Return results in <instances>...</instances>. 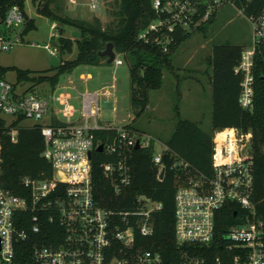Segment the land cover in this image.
Listing matches in <instances>:
<instances>
[{"label": "built area", "instance_id": "obj_1", "mask_svg": "<svg viewBox=\"0 0 264 264\" xmlns=\"http://www.w3.org/2000/svg\"><path fill=\"white\" fill-rule=\"evenodd\" d=\"M235 2L154 0L156 17L140 31L139 37L168 49V42L178 28L191 29L222 6H236ZM92 7L100 9L97 0H93ZM247 17L252 23L253 38L243 47L234 71L242 75L239 102L251 109L254 57L258 44L264 43V7L259 14ZM27 23L28 16L19 4L7 9L0 22V51L23 43ZM52 27L55 30L52 38H57V23L53 22ZM51 51L55 53L56 49ZM114 61L123 62L117 54ZM23 82H12L0 75V112L13 116L6 123L13 141L18 136V125H13V121L35 120L45 138L43 156L51 163L53 174L44 179L24 177V186L29 189L26 195L13 192L0 180V264H264V220L258 216L253 200L251 130L231 126L216 131L211 175L195 173L177 188L175 234L181 249L173 263L155 248H142L143 240L136 248V229L145 237L154 233V213L162 208L161 201L138 194L132 208H109L97 199L93 185L95 151L108 156L100 163L103 174L115 193L121 194L133 180L131 156L137 142L138 148L147 147L155 138L142 139L126 125L102 122L100 95H110L109 89L82 92L81 112L73 118L77 108L69 91L55 94L51 86L46 91L23 86ZM100 144L102 150H98ZM1 148L0 143V152ZM166 149L165 144L162 151L155 148L153 154V161L159 165L158 178L161 169H165L162 155ZM183 164L189 166L188 162ZM225 207L234 210L238 221L229 226L221 242L224 255H217L211 262L197 247L213 242L217 215ZM48 219L62 226L65 235L56 245L35 244L29 249V256L23 258L28 253L29 241L41 232L43 222ZM28 220L31 227L20 228ZM185 244L188 247H183Z\"/></svg>", "mask_w": 264, "mask_h": 264}, {"label": "trees", "instance_id": "obj_2", "mask_svg": "<svg viewBox=\"0 0 264 264\" xmlns=\"http://www.w3.org/2000/svg\"><path fill=\"white\" fill-rule=\"evenodd\" d=\"M47 0L38 9L61 22L70 23L80 30L76 38L78 52L73 59H62L61 63L51 69L35 74L29 69L17 68L18 80H37L49 82L55 88L64 73L71 72L77 65L83 63L98 64L106 57L99 51L106 48L112 41L116 52L122 53L130 66V101L135 119L140 117L150 103V91L160 88L163 84V68L173 70V53L192 33L194 29L206 32L207 23L215 14L197 26L178 28L168 49L155 41L146 42L139 33L155 17L154 0H120L118 20L115 25L104 28L101 22H83L56 14ZM236 7L246 16L259 14L264 7V0H235ZM19 4L28 16L24 32L32 29L35 24L26 12V0H0V22L5 18L7 9ZM59 36L53 38L61 52L71 50L72 39L63 35L59 24ZM245 45L236 43H216L207 61L211 66L209 74L212 86L213 112L212 127L208 131L202 126L201 120H191L180 116L176 107L177 122L171 136L167 139V149L163 151L162 161L165 174L158 178L159 165L153 161L155 143L151 141L147 147L136 148L132 152L133 180L123 193L116 194L110 181L105 177L100 163L108 158L103 152L93 154V185L97 199L109 208H132L138 194H146L162 202V208L154 213V233L141 236L136 229V248L141 240L142 248L151 247L162 252L164 257L175 263L180 254L175 234V201L177 188L186 183L195 173L211 175L214 151V133L225 127L236 126L243 131L251 130L252 152L254 155V185L253 200L257 214L264 220V43L257 46L254 57V103L251 109L244 108L239 102L242 75L234 71L239 62ZM10 67H0L3 75ZM22 119L13 121L18 125ZM7 119L0 112V143H1V183L15 193L26 195L29 189L24 186L23 179L31 176L44 179L53 174L51 163L43 156L45 138L40 126H18L17 140L13 141L6 127ZM126 126L136 131L132 123ZM104 134V132H101ZM188 162L189 166H184ZM238 221L234 210L221 209L217 215L216 233L213 242L208 246L197 247L212 262L217 255H224L222 240L229 226ZM20 228L31 227V220L21 223ZM65 235L62 226L49 219L45 220L42 230L33 235L28 243L29 249L35 244L56 245ZM190 246V245H189ZM183 247H188L187 244Z\"/></svg>", "mask_w": 264, "mask_h": 264}, {"label": "rangeland", "instance_id": "obj_3", "mask_svg": "<svg viewBox=\"0 0 264 264\" xmlns=\"http://www.w3.org/2000/svg\"><path fill=\"white\" fill-rule=\"evenodd\" d=\"M47 0H26V12L35 26L24 32L23 43L10 50L0 51V67H10L3 76L12 82L18 81L17 68L29 69L35 74L58 66L62 59L76 57L78 48L76 38L80 36L78 27L61 22L59 19L40 11ZM93 0H51L49 7L58 15L83 22H101L104 28L115 25L118 20L120 0H97L100 9L92 7ZM62 26L63 35L73 41L71 50L61 52L53 43L52 23ZM57 36V37H58ZM253 38V27L245 13L234 5L219 8L213 20L207 23L206 32L194 29L191 35L173 53V70L163 68V84L150 91V103L146 111L135 119L130 101V66L122 53H116L123 60L101 63H83L71 72L64 73L55 87L54 93L67 90L72 94V102L77 108L78 117L82 107V92L104 91L110 95H100V119L104 123L125 126L132 123L142 139L155 138L157 152L165 147L177 122L176 107L180 116L191 120H201L202 126L210 131L212 127V86L209 74L211 66L207 58L216 43H236L247 45ZM50 44V48L46 47ZM51 48L56 52L52 53ZM2 73L0 72V75ZM88 78H84L87 76ZM23 86H35L47 91L49 82L24 80ZM55 105L58 102L55 101ZM12 121V115H3ZM61 118H65L59 113ZM48 120V116L45 118ZM33 119H22L18 126H31Z\"/></svg>", "mask_w": 264, "mask_h": 264}, {"label": "water", "instance_id": "obj_4", "mask_svg": "<svg viewBox=\"0 0 264 264\" xmlns=\"http://www.w3.org/2000/svg\"><path fill=\"white\" fill-rule=\"evenodd\" d=\"M99 55L102 57H106L107 58V62H112L114 61L115 57H116V50L114 47V43L112 41L108 42L107 46L105 49L99 51ZM139 147V142H137L136 144V148ZM103 149V145L100 144L98 147V150H102ZM164 171L165 169L162 168L161 172H160V178H162L164 176Z\"/></svg>", "mask_w": 264, "mask_h": 264}]
</instances>
